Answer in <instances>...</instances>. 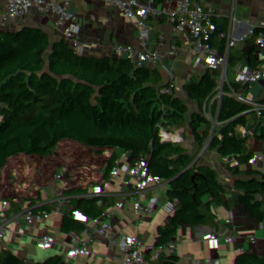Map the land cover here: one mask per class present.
<instances>
[{"label":"crops","instance_id":"obj_1","mask_svg":"<svg viewBox=\"0 0 264 264\" xmlns=\"http://www.w3.org/2000/svg\"><path fill=\"white\" fill-rule=\"evenodd\" d=\"M240 1L257 7L258 11L246 12V16L253 22H261L262 29L257 37L245 42L235 38L241 30L235 29L230 34V46L243 58L262 65L264 0ZM173 6L172 0L164 5H152L149 0H13L11 8L18 17L16 23H11L0 9V23L12 29L8 48L15 60L11 67L0 64V86L9 78L12 84L8 92L20 94L18 104L27 111V116L24 123L13 130L27 131L37 146L44 186H73V176L96 174L99 167L98 160L82 143L58 130L71 111L70 97L74 91V83L66 78L65 69L79 49L93 51L92 59L104 63L102 78L115 81L119 90L145 102L150 130L173 139L178 148L186 152L185 173L190 175L188 186L191 187L190 190L188 187L186 206L197 220L200 219L192 212L193 205L200 195L208 194L205 184L212 181L218 195L214 174L207 173L213 166L210 162L213 158L219 159L222 153H226L249 170L264 171V87L248 103L240 102L233 93H224L219 86L199 87L207 65L198 64L192 55L177 58L174 37L183 30L184 24L169 15ZM45 48L49 49L48 53H44ZM32 61L46 64L42 76L52 81L57 90V94L47 100L37 99L25 79ZM96 97L95 91L87 104V126L102 131L105 121L96 116ZM0 102L9 104L4 99ZM130 112L131 109L126 108L117 115V123L122 120L123 130L116 135L135 129L129 127ZM13 150L11 145L0 144V160L17 170ZM106 155L109 177L121 163L128 167L125 177L119 180L121 185L131 174L139 178L133 192L134 222L142 230L147 226L144 215L157 211L155 203H158L151 198L147 165L135 160L124 146L110 147ZM242 175L249 177L250 171H244ZM124 190L122 186L114 199L126 211L121 194L128 195V192ZM165 202L161 201L160 207ZM174 204L175 209L178 208L179 203ZM257 210L258 229L264 230V202ZM253 211V207H247L218 213L202 219L201 223L207 229L220 231L226 217ZM184 217L188 220L187 216ZM162 239L163 235L161 243ZM144 256L139 258L142 264H150L148 257Z\"/></svg>","mask_w":264,"mask_h":264},{"label":"built area","instance_id":"obj_2","mask_svg":"<svg viewBox=\"0 0 264 264\" xmlns=\"http://www.w3.org/2000/svg\"><path fill=\"white\" fill-rule=\"evenodd\" d=\"M167 1L171 0H149V3L164 5ZM172 1L174 6L169 15L175 16L184 24L183 30L174 37L177 58L184 59L192 55L195 62L207 65L200 77L199 87L219 86L224 93L235 94L240 102H250L264 87V64L257 65L233 50L230 46V34L240 28V32L235 35L239 41L245 42L257 37L261 33V22H253L246 16V12L258 11L257 7L240 0H231L232 3L219 0ZM12 2L13 0H0V9L11 23H16L18 17L11 8ZM11 35V27L0 23V64L6 67L15 64L8 48ZM48 51V48L44 49V53ZM93 54L91 50H77L72 63L65 69L66 78L74 83V91L70 97L71 111L59 124L58 130L82 143L99 162L96 174L75 175L71 179V185L87 189L95 196L107 198H115L123 186L124 192H128V195L121 194L126 203L125 212L128 217L121 222L134 221L133 192L139 184V178L131 174L121 185L119 180L128 171V167L121 163L116 165L112 177L108 174L106 151L110 147L118 149L124 146L135 160L147 165L153 201H169L174 209V203H179L175 209L176 223L165 230L161 243L169 252L171 262L179 254L177 242L183 224L209 235L211 238L206 243L208 248L211 242L219 247L224 235L218 230L205 228L201 223L202 219H209L218 213L253 207L254 211L246 216L245 223L249 230L258 229L260 226L256 209L264 202V171L249 170L239 160L222 153L218 158L227 162L229 172H226L224 162L220 161L216 165L213 174L218 195H200L194 201L192 211L200 220L194 218L186 206L190 175L185 173V164L177 162V143L160 132L145 127H137L116 135L117 115L127 108V94L113 85L115 81L102 78L105 65L101 60L92 59ZM45 72L46 64L38 61H32L25 72V79L39 100H47L57 94L54 83L42 76ZM11 84L12 81L6 78L0 86V100L9 102L8 105L0 102V144L13 146L15 164L37 185H44L41 154L37 146L31 141L27 131L13 130L24 123L27 111L18 104L21 100L20 94L8 92ZM95 91L96 116L105 121L102 131L87 126V104ZM216 158L210 161L211 164ZM174 168L184 171L183 181L174 175ZM244 171H250V176H243ZM184 216L188 217L186 222H183ZM139 258L128 259L120 256L118 264H142L143 261ZM194 262L210 263L201 255H196Z\"/></svg>","mask_w":264,"mask_h":264},{"label":"trees","instance_id":"obj_3","mask_svg":"<svg viewBox=\"0 0 264 264\" xmlns=\"http://www.w3.org/2000/svg\"><path fill=\"white\" fill-rule=\"evenodd\" d=\"M127 102L129 127L148 128L145 102L128 94ZM117 124L116 132H121L122 120ZM175 154L177 162L184 163L186 152L178 148ZM220 161L229 172L225 160L215 159L207 173L213 174ZM173 172L183 181V171L174 168ZM205 187L211 197L216 196L212 181ZM250 214L224 219L219 247L211 242L208 248L209 235L183 224L179 254L171 264H196V255L206 257L209 264H264V230H249L245 218ZM127 217L117 199L74 186L37 185L23 169H12L0 160V264H118L120 256L144 255L150 264H169L170 254L161 236L175 224L172 205L166 201L159 210L144 215L158 240L149 239L134 221L122 223Z\"/></svg>","mask_w":264,"mask_h":264},{"label":"rangeland","instance_id":"obj_4","mask_svg":"<svg viewBox=\"0 0 264 264\" xmlns=\"http://www.w3.org/2000/svg\"><path fill=\"white\" fill-rule=\"evenodd\" d=\"M155 207H156L155 210H158L160 208V204L159 203H155ZM142 230L149 237V239L154 240L156 234H154L152 229H150L149 227H147L145 225L144 229H142ZM156 236H157L156 238L158 240L159 237H158V235H156ZM145 256H147V255H145ZM145 256H144V258H145ZM133 259H136V258H133ZM147 264H149V263H147Z\"/></svg>","mask_w":264,"mask_h":264},{"label":"water","instance_id":"obj_5","mask_svg":"<svg viewBox=\"0 0 264 264\" xmlns=\"http://www.w3.org/2000/svg\"><path fill=\"white\" fill-rule=\"evenodd\" d=\"M219 1L227 2V3H232L231 0H219Z\"/></svg>","mask_w":264,"mask_h":264}]
</instances>
